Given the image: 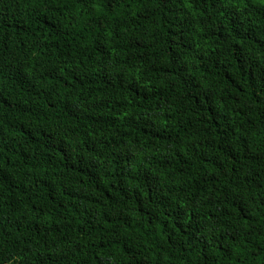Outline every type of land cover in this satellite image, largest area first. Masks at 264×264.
<instances>
[{
  "label": "trees",
  "instance_id": "trees-1",
  "mask_svg": "<svg viewBox=\"0 0 264 264\" xmlns=\"http://www.w3.org/2000/svg\"><path fill=\"white\" fill-rule=\"evenodd\" d=\"M0 264H264V0H0Z\"/></svg>",
  "mask_w": 264,
  "mask_h": 264
}]
</instances>
